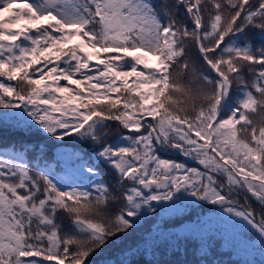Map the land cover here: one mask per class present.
I'll list each match as a JSON object with an SVG mask.
<instances>
[{
  "label": "snow or ice",
  "instance_id": "snow-or-ice-1",
  "mask_svg": "<svg viewBox=\"0 0 264 264\" xmlns=\"http://www.w3.org/2000/svg\"><path fill=\"white\" fill-rule=\"evenodd\" d=\"M9 117L27 136L71 137L90 156L60 143V171L33 177L26 155L39 145L3 150L0 264H93L113 246L125 258L100 264H140L139 244L126 243L135 224L187 200L216 206L233 239L251 229L239 243L264 255V216L236 199L246 190L264 206V0H0ZM113 125L122 131L109 142Z\"/></svg>",
  "mask_w": 264,
  "mask_h": 264
},
{
  "label": "trees",
  "instance_id": "trees-1",
  "mask_svg": "<svg viewBox=\"0 0 264 264\" xmlns=\"http://www.w3.org/2000/svg\"><path fill=\"white\" fill-rule=\"evenodd\" d=\"M153 2L159 5L160 0H153ZM178 19L183 21L185 17L181 14ZM188 27L189 29L192 27L190 21H188ZM253 35H255V39L251 42L254 46H259L258 34L249 33L250 37ZM244 42L245 37L241 36L240 43L243 44ZM188 54L197 64L201 63L194 41H189ZM233 93H235V88ZM121 131V129L113 125L112 133L107 138L108 141L112 142ZM24 141L40 146L37 150L28 151L26 155V159L30 162V174L33 177L38 176V168L51 167L57 172L60 171L59 152L64 150L59 147L60 143L66 145L69 151L80 149L84 151L86 158L90 156V149L75 142L71 137H66L63 142H58L53 139H47L42 134L27 136L15 125L7 122L0 123V154L5 149L9 151L13 148L20 149ZM170 151H163L160 155L162 158L185 163L190 168L196 167L203 170L198 162L192 159H185L177 151L169 153ZM89 162L91 163L92 161L89 160ZM98 168L109 186L113 189H118L116 173L103 164L98 165ZM124 187L127 188L128 185L125 184ZM120 191H123V189H120ZM237 197L239 204L252 210L257 220L259 217L264 216V206L260 202L245 196L244 193H239ZM122 203L123 201L115 205L114 208L112 207V210L118 211ZM204 206L209 205L193 203L191 200H187L179 204L175 209L160 211L155 215L148 214L140 219L127 237L126 243L129 246L137 244L138 241L143 244L146 233L149 232L151 221H160V225L148 237L149 241L146 245H139L142 255H138L135 259L140 264H201L202 259H206L209 264H261V261H264V255L260 251L250 247L245 248L239 243V240L253 236L252 230L248 229L247 232H241L239 240L233 239V230L230 228L225 229L219 220L217 210L201 219L195 220L189 228L182 232H178L172 227L186 215L191 218V211L195 213L197 208ZM169 219L171 221H168ZM58 223L65 225V231L70 230L67 218L61 217ZM205 251L208 252L206 257L203 255ZM109 257L116 259L125 258L120 256L119 251L113 246L105 250L102 255L93 257V264H100L102 260ZM36 259L42 260L43 258L38 257ZM52 264H56V262H52ZM65 264H67V261Z\"/></svg>",
  "mask_w": 264,
  "mask_h": 264
},
{
  "label": "rangeland",
  "instance_id": "rangeland-1",
  "mask_svg": "<svg viewBox=\"0 0 264 264\" xmlns=\"http://www.w3.org/2000/svg\"><path fill=\"white\" fill-rule=\"evenodd\" d=\"M0 119H3V122H7V123H10L12 125H15L13 120L10 117L9 118H0ZM218 179H221L223 181V178H219L218 177ZM115 189L116 188H114V190ZM240 193H244L245 196L254 198L257 201V199L255 197H253L251 193H248L246 190L242 191ZM236 199L239 200L238 197H236ZM117 204H113L112 207L114 208V206L117 205ZM216 208L217 207L213 206V205L199 207V208H197L195 213H193L192 211L190 212L191 218H189L186 215L185 217L181 218V220L178 223L172 225V227L175 228L176 231H178V232L181 231L182 232V231L186 230L187 228H189V226L192 225L195 220L201 219L204 216H207L208 214H211V213L215 212L217 210ZM260 218L261 217H259L258 220ZM168 221H171V219H169ZM159 225H160V221H151L150 228L148 229L149 232L146 233V236H145V239L143 241V244L146 245L148 243V241H149L148 237L158 228ZM137 244L143 245L140 241H138Z\"/></svg>",
  "mask_w": 264,
  "mask_h": 264
},
{
  "label": "flooded vegetation",
  "instance_id": "flooded-vegetation-1",
  "mask_svg": "<svg viewBox=\"0 0 264 264\" xmlns=\"http://www.w3.org/2000/svg\"><path fill=\"white\" fill-rule=\"evenodd\" d=\"M171 152H176L175 150H171L169 153H171Z\"/></svg>",
  "mask_w": 264,
  "mask_h": 264
}]
</instances>
